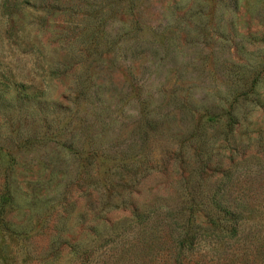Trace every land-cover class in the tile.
<instances>
[{
    "label": "rangeland",
    "instance_id": "374dc122",
    "mask_svg": "<svg viewBox=\"0 0 264 264\" xmlns=\"http://www.w3.org/2000/svg\"><path fill=\"white\" fill-rule=\"evenodd\" d=\"M0 264H264V0H0Z\"/></svg>",
    "mask_w": 264,
    "mask_h": 264
},
{
    "label": "trees",
    "instance_id": "16d2710c",
    "mask_svg": "<svg viewBox=\"0 0 264 264\" xmlns=\"http://www.w3.org/2000/svg\"><path fill=\"white\" fill-rule=\"evenodd\" d=\"M227 115L229 116V118H231V119H233L234 118V115H233V113L232 112H230V111H228L227 112ZM9 195L8 194H6V195H4V199L3 200H5V201H8L9 200ZM186 242V240H184V243Z\"/></svg>",
    "mask_w": 264,
    "mask_h": 264
}]
</instances>
